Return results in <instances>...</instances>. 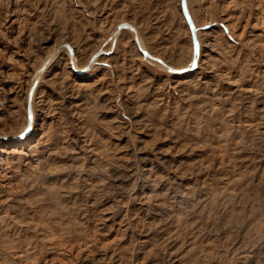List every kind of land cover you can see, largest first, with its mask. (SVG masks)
<instances>
[{"label": "rangeland", "instance_id": "rangeland-1", "mask_svg": "<svg viewBox=\"0 0 264 264\" xmlns=\"http://www.w3.org/2000/svg\"><path fill=\"white\" fill-rule=\"evenodd\" d=\"M0 264H264V0H0Z\"/></svg>", "mask_w": 264, "mask_h": 264}]
</instances>
